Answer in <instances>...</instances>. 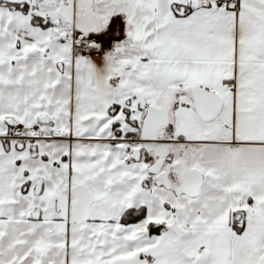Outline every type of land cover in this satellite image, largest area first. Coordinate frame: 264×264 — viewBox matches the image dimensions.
Returning a JSON list of instances; mask_svg holds the SVG:
<instances>
[{"label":"snow or ice","instance_id":"1","mask_svg":"<svg viewBox=\"0 0 264 264\" xmlns=\"http://www.w3.org/2000/svg\"><path fill=\"white\" fill-rule=\"evenodd\" d=\"M0 264H264V0H0Z\"/></svg>","mask_w":264,"mask_h":264}]
</instances>
